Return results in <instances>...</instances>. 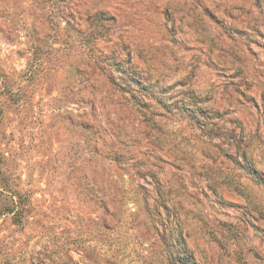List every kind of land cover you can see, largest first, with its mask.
I'll list each match as a JSON object with an SVG mask.
<instances>
[{
    "label": "rangeland",
    "instance_id": "obj_1",
    "mask_svg": "<svg viewBox=\"0 0 264 264\" xmlns=\"http://www.w3.org/2000/svg\"><path fill=\"white\" fill-rule=\"evenodd\" d=\"M217 2L0 0V264L196 263L181 238L203 198L159 176L143 129L135 50L162 28L135 20ZM226 229L210 235L232 264H264Z\"/></svg>",
    "mask_w": 264,
    "mask_h": 264
},
{
    "label": "crops",
    "instance_id": "obj_2",
    "mask_svg": "<svg viewBox=\"0 0 264 264\" xmlns=\"http://www.w3.org/2000/svg\"><path fill=\"white\" fill-rule=\"evenodd\" d=\"M257 6L218 0L202 4L211 14L192 5L170 20L136 13L140 35L162 28L134 52L143 119L151 123L143 129L152 134V159L164 166L159 176L178 177L203 198L204 220L187 219L197 226H186L181 238L197 264L233 263L220 248L225 235H210L219 224L261 251L264 262V45L257 40L264 37V8ZM150 43L160 56L149 53Z\"/></svg>",
    "mask_w": 264,
    "mask_h": 264
},
{
    "label": "trees",
    "instance_id": "obj_3",
    "mask_svg": "<svg viewBox=\"0 0 264 264\" xmlns=\"http://www.w3.org/2000/svg\"><path fill=\"white\" fill-rule=\"evenodd\" d=\"M187 258H188V260H187L188 262H191L192 264H196L195 262H192V260L189 257H187ZM187 261H186V263H187Z\"/></svg>",
    "mask_w": 264,
    "mask_h": 264
}]
</instances>
